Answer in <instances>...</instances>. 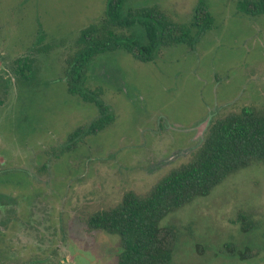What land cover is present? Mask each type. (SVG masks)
I'll use <instances>...</instances> for the list:
<instances>
[{
	"label": "rangeland",
	"instance_id": "374dc122",
	"mask_svg": "<svg viewBox=\"0 0 264 264\" xmlns=\"http://www.w3.org/2000/svg\"><path fill=\"white\" fill-rule=\"evenodd\" d=\"M108 1L0 0L1 264H116L119 238L88 235L85 219L118 205L128 192H150L188 163L201 145L195 129L205 119L264 107V16L240 13L242 0H206L216 25L194 49L161 50L150 64L124 50L94 60L84 89L117 120L63 155L68 137L99 115L95 105L69 93L65 60L81 32L103 21ZM200 1L131 0L125 12L159 7L189 26ZM129 33L145 38L141 27L123 34ZM27 57L33 75L20 81L17 61ZM241 211L254 215L260 229L242 234L235 225ZM161 224L183 231L176 264H264V252L241 263L210 248L264 246L263 163Z\"/></svg>",
	"mask_w": 264,
	"mask_h": 264
},
{
	"label": "trees",
	"instance_id": "16d2710c",
	"mask_svg": "<svg viewBox=\"0 0 264 264\" xmlns=\"http://www.w3.org/2000/svg\"><path fill=\"white\" fill-rule=\"evenodd\" d=\"M130 1L109 0L103 21L81 32L75 53L65 60L69 93L95 105L99 115L68 137L66 147L60 151L63 155L79 150L89 137L98 136L117 120L99 96L84 89L88 70L98 56L124 50L138 62L150 64L161 50L181 45L194 49L216 25L206 0L200 1L189 26L176 23L159 7L131 8L125 12ZM238 10L249 17H262L264 0H242ZM135 27L143 28L144 40L133 33L123 34ZM194 30L196 34L192 35ZM17 63L20 81L29 80L33 75L29 57ZM195 149L188 163L172 170L150 192H128L118 205L85 219L88 235L103 232L119 238L116 264H176L183 231L176 226L162 227L161 223L197 200L210 197L218 186L241 170L264 165V107L246 106L214 119L205 139ZM235 225L242 234L254 233L261 226L254 215L244 211L238 214ZM210 248L218 257L241 263L256 260L264 252V246L236 242Z\"/></svg>",
	"mask_w": 264,
	"mask_h": 264
},
{
	"label": "flooded vegetation",
	"instance_id": "af4514ba",
	"mask_svg": "<svg viewBox=\"0 0 264 264\" xmlns=\"http://www.w3.org/2000/svg\"><path fill=\"white\" fill-rule=\"evenodd\" d=\"M211 119L212 118H208V119H205L204 121H202L199 126H197V128L195 130L196 131V136L195 138H199L200 142H203V140L205 139L206 137V134L209 130V127L211 125ZM199 127V128H198ZM201 144V143H200ZM196 147V146H195Z\"/></svg>",
	"mask_w": 264,
	"mask_h": 264
}]
</instances>
